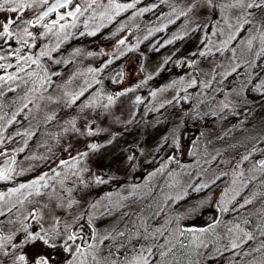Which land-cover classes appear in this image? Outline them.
Returning a JSON list of instances; mask_svg holds the SVG:
<instances>
[{"label":"snow or ice","instance_id":"6c2138e0","mask_svg":"<svg viewBox=\"0 0 264 264\" xmlns=\"http://www.w3.org/2000/svg\"><path fill=\"white\" fill-rule=\"evenodd\" d=\"M147 13L154 15L155 26L147 28L145 40L177 21L183 26L180 33L154 42V51L196 31L203 34L198 50L191 53L193 59L179 60L178 65L195 69L201 57L229 53L226 62L220 60L208 72H201L203 79L187 73V79L181 76L151 91L149 96L155 99L158 93L178 89L159 108L145 106L148 113L163 109L165 104L187 102L192 96L197 101L192 109L209 100L214 104L215 96L210 93L222 96L220 107L204 115L218 119L228 112L247 115L237 111L230 96L234 95L240 105L253 104L257 99L264 103V0H0V185L4 186L0 188V264H55L57 252L63 254L62 264H264V135L245 137L244 153L231 160L222 159L219 149L211 155L219 169L211 184L229 175L230 183L215 202L220 215L206 228L182 222L203 203L202 199L187 207L181 205L183 212L171 217L165 214L163 223L154 227L151 220L163 209L147 219L142 210H125L131 207L125 201L131 198L135 203V187L116 201L109 193L84 209L90 230L87 236L75 231L68 219L74 209L81 208L74 192L106 182L88 167L90 155L104 145L86 140L81 150L69 138L98 135L103 131L95 125L98 116L90 117L89 111L99 109V114L106 115L120 97L135 92L153 75L109 94L103 91L101 74L138 47L139 41L132 45L123 36L108 53L87 52V56L107 55L108 59L87 67L86 72H63L61 66L74 64L84 53L77 47L65 56L62 46L78 37H95L114 22L117 27L111 35L118 36L128 28L125 20ZM119 17L124 20L117 21ZM81 77H85L83 81L74 84ZM122 79V70L112 76L113 83ZM57 89L61 94L53 95ZM193 89L194 93L190 91ZM252 93L256 98L249 101L247 96ZM133 102L144 104V98L137 95ZM194 114L200 116L198 111ZM229 134L230 130L217 139ZM136 159L137 149H131L127 160L134 166ZM174 159L169 157L150 176L163 172ZM25 160L30 162L27 166ZM37 161L42 163L37 165ZM225 164L231 167V174L221 167ZM37 167L39 171L30 179L18 180ZM207 187L209 183L197 180L183 194L168 200L180 202L191 192ZM115 212L119 215L112 227L96 226L98 216ZM225 215L228 218L222 219ZM37 242L52 251L31 255L28 249Z\"/></svg>","mask_w":264,"mask_h":264},{"label":"rangeland","instance_id":"374dc122","mask_svg":"<svg viewBox=\"0 0 264 264\" xmlns=\"http://www.w3.org/2000/svg\"><path fill=\"white\" fill-rule=\"evenodd\" d=\"M120 20H124V17L117 18V21ZM125 23L128 26L126 32L119 33L118 36L111 35L117 27V23L114 22L105 26L95 37H78L67 42L61 49L65 56L77 47L81 48L84 53L76 57L74 64L67 67L61 66L63 72L67 73L69 69L86 72L87 67H96L108 59L107 55L87 56V52L103 50L104 53H108L112 50L117 39L127 36L132 45H136L138 41L139 45L104 70L101 74L103 91L109 94L116 93L130 86H135L149 74L153 75V79L149 80L147 84L137 88L135 92L120 97L106 115L99 114L101 111L99 109L89 111L90 117L98 116L95 125L103 130L98 135L87 138L76 135L69 138L71 143L81 150H83L86 140L104 145L99 151L90 155L88 167L92 173L102 176L106 182L92 184L83 191L74 192L73 195L80 201L81 208L79 210L74 209L73 214L69 215L68 219L72 220L73 228L80 224L89 227L88 217L83 216V212L90 203L109 193L112 194L113 201H116L119 196L127 195L135 187L137 193L135 203H132L131 198L125 201L124 203L131 205L125 210L130 212L142 210V216L146 219L148 213L163 209L164 211L160 215L154 217L155 223L152 224L154 227L158 223H163L165 214L171 217L177 211L183 212L184 207H187L189 203L202 199L203 203L193 209L192 214L185 216L182 221L185 225L200 228L195 225V222L204 212H216L220 215L217 212L215 202L229 187L230 183L229 175L215 184H211V180L219 171L215 163L211 161V155H214L215 150L219 149L222 152V159L231 160L237 153H244L243 144L247 143L245 137L264 135V103L257 99L253 104L240 105L234 95L230 96V99L237 104V111L246 112L247 115L237 116L228 112L223 119H218L214 116L204 115L211 109H219V101L222 98L221 95L210 93L209 90L210 95L215 96L216 102L214 104L209 100V103H201L197 109H192L191 106L197 103L195 96H192L187 102L174 103L173 105L165 104L163 109L148 113L145 106L159 108V105L172 98L178 89L171 88L158 93L155 99L149 96L151 91L165 86L181 76L187 79V73H193L197 78L203 79L201 72H208L220 60L226 62L229 53H225L223 57H201L197 60L195 69H191L184 64L178 65L177 61L185 59L191 61L193 59L191 53L198 50L199 41L203 37L201 32L191 33L183 40L160 48L159 51H154L152 49L154 42H162L164 39L170 38V32L174 28L181 30L183 26L180 21L170 25L165 32L156 33L147 40L144 39L147 35V28L155 26V17L152 13L137 17L132 21L125 20ZM169 57L171 60L165 64L164 61ZM120 70L123 71V79L119 83H113L112 76ZM84 78L81 77L80 80L74 81V84L82 82ZM190 91L195 92L194 89ZM60 94V89L53 93V95ZM137 95L144 98V104L133 102ZM256 95L252 93L247 96V99L252 101ZM50 107L55 108L57 112L60 111L56 105ZM196 111L200 113V116L197 117L194 114ZM133 114H135L134 119H132ZM130 119L132 122L128 123ZM78 123L83 122L78 121ZM11 130L9 129V131ZM229 130L230 134L227 137L217 139L218 135H223ZM164 137L168 138L167 141L163 139ZM109 139H111V143L107 142ZM231 145H235V147H230ZM129 146L131 149H137V159L134 166L127 160L131 151ZM169 157H175V159L167 163L164 171L155 176H150V173L164 165ZM206 160L211 164L210 168L209 164L205 163ZM29 163V161H23L24 166ZM34 163L39 165L42 162ZM221 167L231 174L230 166L225 164ZM204 168H209V170L203 171ZM36 171H39V167L26 172L18 180H28L35 175ZM136 178L139 180L135 181ZM197 180L209 183L210 187L199 193L191 192L180 202L168 200L170 196L175 197L183 194L187 186ZM3 187L0 185V188ZM118 215L119 212H115L112 216H98L95 224L101 228H110L117 222L116 217ZM82 216L83 218H80ZM221 218L227 219L228 217L225 215ZM212 223L210 222L202 228H206ZM218 230L222 231V229ZM28 251L31 255H36L52 250L44 248L40 242H37ZM54 254L56 255L55 264H62L63 254L60 252Z\"/></svg>","mask_w":264,"mask_h":264},{"label":"flooded vegetation","instance_id":"af4514ba","mask_svg":"<svg viewBox=\"0 0 264 264\" xmlns=\"http://www.w3.org/2000/svg\"><path fill=\"white\" fill-rule=\"evenodd\" d=\"M139 178H136L135 181H138ZM163 186V185H162ZM161 186V187H162ZM115 188V187H113ZM219 215L216 212H204L203 215L200 216V218L197 220V222H195V225L202 228L203 226H206L207 224H209L210 222H214V219L216 217H218ZM154 220V218H153ZM152 224L155 223L154 221L151 222ZM74 230L79 232L80 234L87 236L90 234V230L89 227L80 224V225H76L74 227Z\"/></svg>","mask_w":264,"mask_h":264},{"label":"trees","instance_id":"16d2710c","mask_svg":"<svg viewBox=\"0 0 264 264\" xmlns=\"http://www.w3.org/2000/svg\"><path fill=\"white\" fill-rule=\"evenodd\" d=\"M181 28H182V27H181ZM180 32H181V30H177V29L174 28L173 31L170 32V35L172 36L173 34H177V33H180ZM184 169H185V168H184ZM150 208H151V207H150ZM152 213H153V212H152ZM152 213H151V212L148 213L147 218H148ZM147 218H146V219H147ZM153 221H154V220L152 219L151 222H153Z\"/></svg>","mask_w":264,"mask_h":264}]
</instances>
